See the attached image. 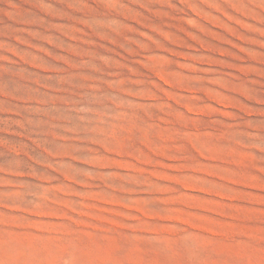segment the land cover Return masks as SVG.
I'll return each mask as SVG.
<instances>
[{
    "label": "rangeland",
    "instance_id": "1",
    "mask_svg": "<svg viewBox=\"0 0 264 264\" xmlns=\"http://www.w3.org/2000/svg\"><path fill=\"white\" fill-rule=\"evenodd\" d=\"M0 264H264V0H0Z\"/></svg>",
    "mask_w": 264,
    "mask_h": 264
}]
</instances>
